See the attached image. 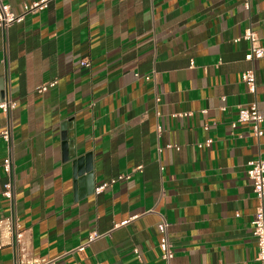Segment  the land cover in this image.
I'll list each match as a JSON object with an SVG mask.
<instances>
[{
    "label": "crops",
    "instance_id": "0c3cea01",
    "mask_svg": "<svg viewBox=\"0 0 264 264\" xmlns=\"http://www.w3.org/2000/svg\"><path fill=\"white\" fill-rule=\"evenodd\" d=\"M3 1L20 12L37 0ZM248 26L264 46V0H48L0 27V101L16 102L0 109V219L10 153L24 230L0 264L14 246L48 264H162L163 218L173 264H259L246 169L264 155V124L260 137L250 123L230 134L239 106L264 114V56L246 60L249 41H234Z\"/></svg>",
    "mask_w": 264,
    "mask_h": 264
},
{
    "label": "built area",
    "instance_id": "2783aa9c",
    "mask_svg": "<svg viewBox=\"0 0 264 264\" xmlns=\"http://www.w3.org/2000/svg\"><path fill=\"white\" fill-rule=\"evenodd\" d=\"M48 0H37L29 3H24L21 7L20 12H15L11 6L5 3L3 0H0V27L8 28L13 23L20 22L24 19L25 15L28 13L37 12L47 6ZM252 0H242V4L246 10L250 9ZM240 38L246 39L249 41V48L245 54L246 60H254L262 58L264 56V46L261 45L259 37L250 26L246 27L243 31L242 36L237 37L234 41H238ZM82 65L89 66L87 60H81ZM157 76V72L153 71L151 74L145 76L146 79ZM241 80L247 86L249 92L255 94L256 92V77L255 71L253 68L247 69L241 73ZM55 82L52 81L48 85H54ZM48 85L44 84L37 87L38 92L45 91ZM16 106V102L10 98H7L6 95L0 101V109L9 114L10 110ZM238 123H250L252 126L253 134L256 137H260L263 134L261 125L264 124V114L261 113L256 105V102H253L246 106H239L237 112V118L231 122V131L232 136L235 135L234 129ZM207 128V126H205ZM160 131V127H158ZM1 136L6 142H10V127L8 126L1 132ZM212 139H208L205 142H200L198 146H210ZM168 148H176L179 146L173 143L166 145ZM5 174L8 177L7 182L4 184V190L2 195L10 200L11 213L8 217L0 219V249L4 245H15V242L19 241L24 233V230L21 228L18 217L13 212L14 209V196H13V179H12V157L9 153L3 159L1 164ZM246 175L251 180L253 185V190L257 199V205L255 207V212L251 220V234L256 240L257 252L255 259L259 264H264V155L259 156L258 158L248 161V167L246 169ZM129 174L118 175L116 178H112L110 183H114L117 180L129 178ZM106 184L98 186L95 188V192H100ZM170 223L164 218L158 223V230L160 232L159 248L161 252L162 264H173L174 250L173 242L171 240L169 232ZM100 236V233L97 231H92L89 233L87 242L78 247V250H83L85 246ZM135 252H137L135 250ZM51 260L45 257L38 258H27L24 253L14 246L13 249V264H48Z\"/></svg>",
    "mask_w": 264,
    "mask_h": 264
},
{
    "label": "water",
    "instance_id": "95a60500",
    "mask_svg": "<svg viewBox=\"0 0 264 264\" xmlns=\"http://www.w3.org/2000/svg\"><path fill=\"white\" fill-rule=\"evenodd\" d=\"M0 82H1V80H0ZM1 92H2V90H1ZM5 95V93L3 94V96ZM64 139H66V136L64 135ZM85 177H86V179H91V180H93L92 179V173L90 172V170L88 169V172H86V175H85ZM92 186L94 187V184H93V182H92ZM94 189V188H93Z\"/></svg>",
    "mask_w": 264,
    "mask_h": 264
}]
</instances>
